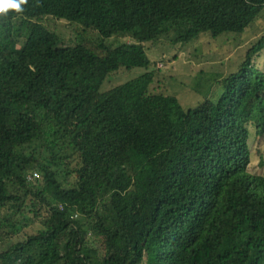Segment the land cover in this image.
<instances>
[{
    "label": "trees",
    "instance_id": "trees-1",
    "mask_svg": "<svg viewBox=\"0 0 264 264\" xmlns=\"http://www.w3.org/2000/svg\"><path fill=\"white\" fill-rule=\"evenodd\" d=\"M22 7L0 16V236L18 240L0 248V264H264V176L248 171L254 114L264 137V72L254 66L264 35L217 82L219 99L195 109L152 95L155 72L101 92L112 73L149 68L145 45L165 36L187 45L246 33L264 0ZM119 36L131 43H106ZM28 222L34 230L19 238Z\"/></svg>",
    "mask_w": 264,
    "mask_h": 264
},
{
    "label": "rangeland",
    "instance_id": "rangeland-1",
    "mask_svg": "<svg viewBox=\"0 0 264 264\" xmlns=\"http://www.w3.org/2000/svg\"><path fill=\"white\" fill-rule=\"evenodd\" d=\"M47 23L51 30L65 41L76 40V34L70 25L50 18H47ZM263 35L264 13L256 25L244 34H226L216 39L202 34L187 45H175L173 36H165L155 43L145 45L152 62L149 68L121 69L112 73L104 82L101 92L107 93L147 73L155 72L154 83L150 87L152 95L175 97L185 111L195 109L206 99H219L224 88L217 82L238 71L245 60L246 52ZM122 42L131 43V39L119 36L106 43L117 47ZM18 48L15 43H11V51L14 54L21 52ZM254 66L264 72V51L254 59ZM258 122L259 116L254 114L249 125L251 164L248 171L253 175L264 176V137L257 136ZM27 225L29 227L19 234V238H24L26 233L30 234L34 230L30 222ZM88 231L92 235L89 237L94 239L91 241L92 245L103 255V240L98 238L91 228ZM10 236L11 238L5 239L0 236V248L7 249L18 241L13 237V233Z\"/></svg>",
    "mask_w": 264,
    "mask_h": 264
},
{
    "label": "clouds",
    "instance_id": "clouds-1",
    "mask_svg": "<svg viewBox=\"0 0 264 264\" xmlns=\"http://www.w3.org/2000/svg\"><path fill=\"white\" fill-rule=\"evenodd\" d=\"M27 4V0H0V16H6L9 12H15L17 14L23 11V5ZM17 21V22H16ZM19 17L14 21V27L17 26ZM24 40L19 41V44H16V48L21 46ZM14 43V42H13ZM22 51L21 48H18ZM17 49V50H18Z\"/></svg>",
    "mask_w": 264,
    "mask_h": 264
},
{
    "label": "built area",
    "instance_id": "built-area-1",
    "mask_svg": "<svg viewBox=\"0 0 264 264\" xmlns=\"http://www.w3.org/2000/svg\"><path fill=\"white\" fill-rule=\"evenodd\" d=\"M39 177H40V174L38 172H34L31 175H29L28 180L29 181H33V180H35V179H37Z\"/></svg>",
    "mask_w": 264,
    "mask_h": 264
}]
</instances>
